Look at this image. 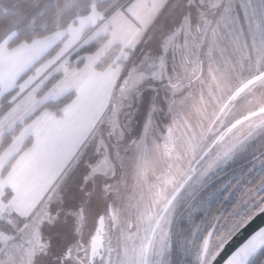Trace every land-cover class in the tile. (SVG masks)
<instances>
[{
  "label": "rangeland",
  "instance_id": "1",
  "mask_svg": "<svg viewBox=\"0 0 264 264\" xmlns=\"http://www.w3.org/2000/svg\"><path fill=\"white\" fill-rule=\"evenodd\" d=\"M54 1L34 0L24 9L21 0H0V10L12 16L0 30V101L18 88L0 114V132L14 131L17 125L19 134L24 129L11 154L31 132L39 139L34 147L43 148L33 165L36 176L18 186V210L10 202L14 210L8 206V212L0 211V264H70L62 249L73 243L76 253L97 220L105 231L104 264H172V255L175 261L189 258L186 264H206L263 206L264 195L257 198L258 191L247 190L230 214L212 221L204 218L199 225H193L189 215L187 227L177 232L178 252L173 254L169 231L177 200L152 235L146 260L144 249L148 232L192 167L196 173L183 196L264 138V120L253 127L248 124L258 118L252 116L256 110L264 109V0H121L125 4L118 10L132 15L136 10L142 20L134 19L141 25L150 20L133 38L135 48L111 46L119 39L112 27L117 15L104 19L102 13L87 35L111 34V42L104 41L83 68L73 66L70 71L69 56L81 36H87L78 32L87 23L82 18L68 30L57 25L49 35L7 47L23 24L31 23L27 30L33 31L34 19ZM79 1L67 0L65 7ZM159 16L168 24L166 31L175 28L176 36L168 37L156 66H149L148 60L155 58L151 50L143 52L144 33ZM57 44L60 48L51 58L34 66ZM130 55L134 58L127 63ZM108 57L107 73L91 71L93 61L104 63ZM124 65L127 70L121 75ZM29 69L33 71L18 83ZM60 72L64 76L44 89ZM71 91L77 98L59 110L66 113L63 118L41 109ZM220 110L224 112L207 137ZM242 120L221 142L210 143L225 126ZM47 131L53 133L48 139L42 137ZM6 148L0 145L1 151ZM3 155L12 158L8 152ZM261 189L264 192V185Z\"/></svg>",
  "mask_w": 264,
  "mask_h": 264
},
{
  "label": "flooded vegetation",
  "instance_id": "2",
  "mask_svg": "<svg viewBox=\"0 0 264 264\" xmlns=\"http://www.w3.org/2000/svg\"><path fill=\"white\" fill-rule=\"evenodd\" d=\"M240 93H241V90L234 93L232 97L229 99V101L225 104L226 105L225 108L229 106L228 104L231 101L236 100ZM224 110H220L219 113H217L213 123L211 124V126L206 132L207 137L210 135L215 122H217V120L221 118ZM256 115L258 116V118L248 122V124L251 127L255 125H259L262 122V120H264V109L256 110L254 112V115L252 116L256 117ZM247 119L248 118H246L245 120ZM242 122L243 120L238 121L236 123L234 122V123H231L225 126L221 131H219L216 135L213 136V140L210 143L212 144V142H214L213 145L215 146L217 143L221 142L224 138H226L227 135L236 127V125ZM210 149L211 147L209 148V150ZM203 156H206V153ZM263 170H264V138L256 142L253 145V149L251 151L248 150L242 153L231 164H229V166H227L222 171L218 172L216 175L209 177V179H206L200 186L194 189L191 192V194L190 193L186 194L184 197H187L188 195H190L191 198L189 201H187V203L189 202L195 205L196 213L198 212L200 208L201 199L204 196H206L210 200L208 206L209 207L217 206V212L218 211L220 212L219 216H222L223 213H224L223 214L224 216L228 215L230 214V212L229 211L226 212L225 210H231L232 212L233 207H236L237 203H239L242 199H244V197H246L247 190H253L250 187L253 184H256L258 183V181H260V178L262 175L261 172ZM195 173H196L195 167H192L191 170L188 171L187 176L184 177L183 181L176 189L177 191L181 187L172 205L177 200L182 201L184 199L183 194L181 195V193L183 192V190L185 189L187 184L190 182V180L192 179ZM220 186H223V188ZM260 190H261V187L253 190V191H258L257 198H261ZM212 193H214V195H212L211 197ZM178 204H180V202H178ZM241 207L242 209L245 208V204ZM182 214H183L182 211L178 212L177 210H175L174 219L171 223L169 235H170L172 252L174 250L176 251L178 250L176 241L180 239L179 237H177V234H178L177 231H178V223H179V220ZM162 220L160 221V223L162 222ZM156 222L154 223L151 230L148 232L149 235L147 236V243L144 249L145 260L149 252L152 235L156 232L158 226L160 225L159 223L156 226ZM142 228H143L142 233L146 234V232H143L145 230L144 225ZM69 239L75 240V238H71V237ZM141 239L146 240L145 235H143ZM72 244L73 243H70L69 248L66 247L62 249L61 251L64 257L63 259L68 258L70 260V264H104V256H106L105 251H104L105 250V231H104V225H103L102 220L96 221L94 230L91 232L90 235H88V238L86 242L84 243L83 247L77 246L74 249L76 253H72V248L74 246ZM73 254H74V257H72ZM171 259L173 261L174 255L171 256ZM183 260H184L183 264H186L189 258H186V259L184 258Z\"/></svg>",
  "mask_w": 264,
  "mask_h": 264
},
{
  "label": "trees",
  "instance_id": "3",
  "mask_svg": "<svg viewBox=\"0 0 264 264\" xmlns=\"http://www.w3.org/2000/svg\"><path fill=\"white\" fill-rule=\"evenodd\" d=\"M34 0H21L22 7L24 9H27L32 5ZM130 2V1H129ZM67 3V0H55L53 3L48 5L44 12L37 16L32 25L34 27L33 31H28L27 28L31 25V23L27 22L23 24L15 34L11 38V40L8 42L7 47L12 48L22 42H31L35 37H43L46 35H49L54 32L55 28L57 25L61 26L62 28H66L69 24H71L78 16H84L87 15L91 11V7L94 6L98 10H106L109 8L111 5V0H80L78 3L75 5L69 7V8H64ZM63 11L61 12L60 16H56V13L60 10ZM12 20V16L9 13H5L0 10V30L4 28L10 21ZM43 26V27H42ZM105 41L104 38H98L94 41H91L87 44L79 46L70 56V66L73 67H78L80 68L83 65V58L84 55L94 53L96 52L101 44ZM60 48V45L57 44L54 47H52L48 52H46L38 62L34 64V66H37L38 64L46 61L47 59L51 58ZM138 52V51H137ZM132 53H134L132 51ZM135 55V54H134ZM133 55H130V61L127 63H130L131 60H133ZM77 60V62L74 64V62ZM109 61H111V57H108L104 63L101 65H97L96 69L102 71L103 69H106L107 66L109 65ZM127 67L124 65L123 71H121V75H124L126 72ZM33 71V69H29L26 73H24L20 79L18 80V83L23 80L28 74H30ZM59 78V75L52 76L43 86L44 89L50 88ZM18 88L15 87L9 92L5 93L1 97L0 101V114H2L4 111H6L9 107L8 101L10 98L17 93ZM75 97V94L73 92H69L68 94L62 96L61 98L55 100V101H48L46 102L41 109L48 108L56 112V116L59 117L61 114L59 113V110L63 108L65 105L69 104ZM39 109V111L41 110ZM39 111L36 112V114H39ZM31 120V117L27 118L25 120L26 122H29ZM21 129V125H17L15 130L7 133L3 136L2 143H1V148L7 146L13 136H16ZM30 137L29 139L25 142L24 146L27 147L30 144ZM9 162L7 166L4 169L7 170L10 166ZM261 178L258 183L253 184L250 188L251 189H256L262 187L264 185V170L261 172ZM252 190V191H253ZM264 195V192H262V189L260 190V196ZM259 196V197H260ZM184 197V196H183ZM182 198V197H181ZM190 195L187 197H184L182 201L179 200L180 204H178L175 208L178 212L182 211V216L180 217L179 223H178V231L182 232L185 227H187V222L189 219V215H192L191 217V223L193 225H199V223L203 222L204 220H210L212 221L213 218L218 217L220 212H217V206L209 207V198L204 196L201 201H200V208L198 212L196 213L195 210V205L191 203H187V201L190 200ZM184 201V202H183ZM264 203V200H263ZM175 204V203H174ZM216 205V204H215ZM264 205V204H263ZM184 209V210H183ZM226 212H231V210H225ZM225 212V213H226ZM224 214V213H223ZM222 214L221 217H224ZM226 216V215H225ZM190 225V224H189ZM177 226V225H176ZM191 227V225H190ZM193 227V226H192ZM177 231V232H178ZM178 249V248H177ZM178 250H174L173 254L177 253ZM180 256V255H179ZM181 259V258H180ZM183 260V259H182ZM180 260L175 261V256L172 261V264H182ZM250 264H264V248L260 251V253L257 254V256L250 262Z\"/></svg>",
  "mask_w": 264,
  "mask_h": 264
},
{
  "label": "crops",
  "instance_id": "4",
  "mask_svg": "<svg viewBox=\"0 0 264 264\" xmlns=\"http://www.w3.org/2000/svg\"><path fill=\"white\" fill-rule=\"evenodd\" d=\"M121 3H122L121 0H119V2H117L116 0H111V5L106 10H98L94 6H92L91 11L87 15L78 16L71 24H69L66 27V30H68L70 28V26H75L77 24L78 20H80L82 18L81 20H83L87 23L82 28H80V31H78V32L79 33L81 32L82 35L85 36L89 32L94 31V29L92 30V27H96L95 25H97L99 23L98 21L101 20L102 13H104L106 15V16H104V19H106L107 16L114 14V15H117V17H116V21H115L114 25H112V27L114 26L116 33L117 34L119 33V39H117L116 42H114V43L112 42L111 46L120 48L123 51L124 50L131 51V49L135 48V46H132V44H131L132 41L135 42L133 40V38L135 39V37H136L135 35H137L140 32L142 27L145 28L147 26L148 21H150V20L146 18L145 22H143V25L139 24V22H136L134 18L136 17L137 19L142 20L141 14L137 13L136 10H134L132 12V13H134L133 15L127 14L121 10H118V7L121 5ZM127 6L128 5H126L125 7H127ZM125 7H124V9H125ZM65 8H67V7H65ZM93 14L96 15L95 19L93 18ZM164 20L165 19L162 17L160 18V16L157 17L156 23L152 24L147 29V31L145 30L146 32L144 33L143 41L145 43H143V46H142L143 52L144 51L147 52V51L151 50L152 54H154L153 58H155L154 60L150 59L151 61L148 60L149 66L152 64L156 66V63L159 61V59L162 56L161 52L163 50H165V46H166V43L168 41V37H171L172 35H174V37L176 36V33H174L175 28L173 30L171 29L170 31L169 30L166 31V27L168 24H165ZM172 20H173V18H171V21ZM149 24H150V22H149ZM67 35L68 34L66 32V36ZM89 36H91V34L87 35L86 38H84V39L81 36L80 44H78V45L81 46V45L87 44L91 41H94L95 38L96 39L104 38L105 39L104 43L111 42L109 40V36H111V34H109V35L104 34V35L98 36V37H97V34L96 35L94 34L93 36L94 37L96 36L95 38L94 37L91 38ZM155 50H158V51H156L157 53H154ZM96 52L84 55L83 65L80 68H83L86 60L88 58H91V56H93V54H95ZM102 61H103L102 59L93 61L91 64V71L95 70L97 65H101ZM119 62H117V63H119ZM112 64H113V62H112ZM112 64H111V66H112ZM75 68H77V67H75ZM80 68H77V69H80ZM71 69H74V67L67 68V71H70ZM108 69L110 70V66L107 67L106 69H104L105 71H102V74H103V72L107 73ZM144 72H145V69L143 68L141 73H144ZM96 74H97V72H96ZM60 75H62V76H60ZM59 76L60 77L55 82V84L64 76V73L60 72ZM116 78H117V76H116ZM115 83L118 86V78L116 80H114V84ZM116 85H115V87H116ZM71 92H73V91H71ZM74 94H75V97L70 103H73L74 100L77 98L76 92H74ZM66 110H68V109L66 108ZM64 114H66V113L61 114L59 117H57V116H54V117L57 119H60V118L64 117ZM68 115H69V113L67 112V116ZM23 130L24 129H22L21 132H23ZM21 132H20V134H21ZM0 133H1L0 134V137H1L6 132L1 131ZM56 133H58V132L56 131ZM20 134L18 133L16 136H13L11 142L7 145V148L4 151H1V149H0V152H1L0 153V161L4 159L3 165H5L4 167H2V169L0 171V204L4 203L2 206L4 208L3 209L1 208V210H0L2 212H5V211L7 212L8 209L5 210V208H7L8 206H10L12 208V210L15 209L13 206H11L10 202H12V204H14L18 210V203H16V202H18V191H17L18 186L21 183L23 184L24 180L30 179L32 181L33 178L36 176L35 174L34 175L32 174L33 169H34L33 165L36 161H38V156H39V155H37L38 151L43 149V148H40V145L38 148L34 147L38 138L36 137V134H34V132H31L29 134L30 135L29 137L31 139L30 144L27 147H25L23 145L24 142H22V141L19 142L18 152L16 154H11V151H12L11 148L15 146V142L18 141L17 138L20 136ZM43 134L44 135L42 137L47 138V139L51 135H53V133L51 131L44 132ZM3 136L0 139V145L2 143ZM47 136H49V137H47ZM44 147H46V146H44ZM4 152H8L12 158L11 159H5V157L3 155ZM9 162H11L10 166L4 172V169ZM32 175H33V177H32ZM8 190H9V192H7ZM8 193H10V194H8ZM17 210H15L16 214H18Z\"/></svg>",
  "mask_w": 264,
  "mask_h": 264
},
{
  "label": "water",
  "instance_id": "5",
  "mask_svg": "<svg viewBox=\"0 0 264 264\" xmlns=\"http://www.w3.org/2000/svg\"><path fill=\"white\" fill-rule=\"evenodd\" d=\"M181 187L160 213L156 226L177 197ZM264 248V205L214 252L206 264H250Z\"/></svg>",
  "mask_w": 264,
  "mask_h": 264
},
{
  "label": "built area",
  "instance_id": "6",
  "mask_svg": "<svg viewBox=\"0 0 264 264\" xmlns=\"http://www.w3.org/2000/svg\"><path fill=\"white\" fill-rule=\"evenodd\" d=\"M2 217H4V216H2Z\"/></svg>",
  "mask_w": 264,
  "mask_h": 264
}]
</instances>
